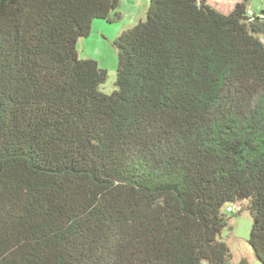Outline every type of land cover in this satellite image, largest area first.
Wrapping results in <instances>:
<instances>
[{
	"label": "trees",
	"instance_id": "16d2710c",
	"mask_svg": "<svg viewBox=\"0 0 264 264\" xmlns=\"http://www.w3.org/2000/svg\"><path fill=\"white\" fill-rule=\"evenodd\" d=\"M148 3L106 93L77 42L119 0H0V264H246L230 203L264 264V18Z\"/></svg>",
	"mask_w": 264,
	"mask_h": 264
},
{
	"label": "rangeland",
	"instance_id": "374dc122",
	"mask_svg": "<svg viewBox=\"0 0 264 264\" xmlns=\"http://www.w3.org/2000/svg\"><path fill=\"white\" fill-rule=\"evenodd\" d=\"M121 20L107 24L102 20H96L92 24V30L88 37L80 38L77 42V50L80 58H94L98 65L107 70L108 77L100 86V90L111 92L116 86L117 56L112 41L121 28H129L139 20H144L148 7V0H119ZM222 12H228L238 0H207ZM247 8L254 15L264 14V0H247ZM264 41V36H261ZM237 206L234 212H228L226 206ZM239 205L230 203L224 206L222 211L228 217L230 228L222 232V238L228 244L232 255V262L244 260L246 264H261L255 257L248 242L252 219L249 211L243 208L239 212Z\"/></svg>",
	"mask_w": 264,
	"mask_h": 264
},
{
	"label": "built area",
	"instance_id": "2783aa9c",
	"mask_svg": "<svg viewBox=\"0 0 264 264\" xmlns=\"http://www.w3.org/2000/svg\"><path fill=\"white\" fill-rule=\"evenodd\" d=\"M247 15H248V16H253L254 13H253L251 10H247ZM261 16L264 18V14H262ZM228 210H229V211H233L234 208H233V207H228Z\"/></svg>",
	"mask_w": 264,
	"mask_h": 264
},
{
	"label": "crops",
	"instance_id": "0c3cea01",
	"mask_svg": "<svg viewBox=\"0 0 264 264\" xmlns=\"http://www.w3.org/2000/svg\"><path fill=\"white\" fill-rule=\"evenodd\" d=\"M139 1H141V0H139ZM138 0H137V2H139ZM123 29H126V28H121L119 31H121V30H123ZM117 35V34H116Z\"/></svg>",
	"mask_w": 264,
	"mask_h": 264
},
{
	"label": "water",
	"instance_id": "95a60500",
	"mask_svg": "<svg viewBox=\"0 0 264 264\" xmlns=\"http://www.w3.org/2000/svg\"><path fill=\"white\" fill-rule=\"evenodd\" d=\"M263 13H264V11H263Z\"/></svg>",
	"mask_w": 264,
	"mask_h": 264
}]
</instances>
